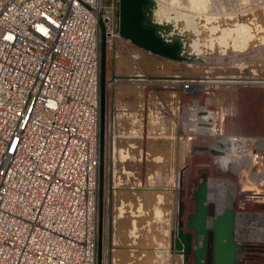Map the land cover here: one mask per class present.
I'll return each mask as SVG.
<instances>
[{"label": "built area", "instance_id": "2783aa9c", "mask_svg": "<svg viewBox=\"0 0 264 264\" xmlns=\"http://www.w3.org/2000/svg\"><path fill=\"white\" fill-rule=\"evenodd\" d=\"M117 3L0 0V264H98L101 40L104 31L114 52L122 39ZM133 58L136 85L169 96L158 105L170 128L159 135L178 155L210 156L217 168L228 156L229 175L259 185L264 137L227 134L208 81L151 77ZM141 121L164 124L155 113ZM114 131L109 116L104 136ZM219 192L208 183L211 208Z\"/></svg>", "mask_w": 264, "mask_h": 264}, {"label": "rangeland", "instance_id": "374dc122", "mask_svg": "<svg viewBox=\"0 0 264 264\" xmlns=\"http://www.w3.org/2000/svg\"><path fill=\"white\" fill-rule=\"evenodd\" d=\"M110 1L102 0L104 4ZM146 4L158 32L165 39L180 38L185 52L180 60L159 57L122 36L114 52L106 48L102 131L109 116L115 131L101 139L104 161L100 172L98 264H154V260L155 264H183L171 255L169 240L180 197L176 180L184 182V202L190 210L195 205L191 195L207 174L209 185L220 191L219 196H211L214 210L217 204L228 208L232 198L236 213H264V177L259 185L241 182L227 173L234 163L228 156H221L219 168L210 156L183 160L165 135H159L170 128V113L158 105L169 96L136 85L133 58L142 55L140 68L151 77L208 81L214 104L227 112L226 133L264 137V0H145ZM118 14L119 0L116 19ZM190 21L198 33L189 27ZM238 24L248 25L253 35L245 51L233 47L236 34L227 39V46L217 42L222 30L235 29ZM213 28L219 30L213 32ZM195 42L200 44L199 60L188 62ZM179 104L183 99L175 101V107ZM153 112L162 116L163 130L157 124V129H152L153 122L150 127L143 125L141 120ZM152 130H156L155 136L147 137ZM147 220H152L151 230L144 228ZM251 220L237 218V239L245 247L238 255L239 264H264V247L248 243L252 239L249 229L264 230V220ZM148 240L153 243L149 254L140 249ZM142 252H147V257L139 261Z\"/></svg>", "mask_w": 264, "mask_h": 264}, {"label": "water", "instance_id": "95a60500", "mask_svg": "<svg viewBox=\"0 0 264 264\" xmlns=\"http://www.w3.org/2000/svg\"><path fill=\"white\" fill-rule=\"evenodd\" d=\"M143 3L145 0L120 1V25L118 27L120 35L131 40L138 48L146 52L167 59L180 60L177 58L179 53L175 46L166 47L156 32L145 30L141 26L139 21L142 17L141 5ZM105 65L106 43L104 31H102V109L106 94ZM101 137L104 138L103 131ZM103 161L102 158L101 168ZM208 183L209 177L203 174L200 184L191 195V200L195 204V212L186 215L184 182L183 180L180 182L177 219L173 220L174 229L169 235L171 255L183 260V264H189L192 259L194 264H239L238 255L245 251V247L239 244L237 239L235 206H230L221 213H213L208 203Z\"/></svg>", "mask_w": 264, "mask_h": 264}, {"label": "bare ground", "instance_id": "6f19581e", "mask_svg": "<svg viewBox=\"0 0 264 264\" xmlns=\"http://www.w3.org/2000/svg\"><path fill=\"white\" fill-rule=\"evenodd\" d=\"M199 3V2H198ZM193 6V5H192ZM202 9V8H201ZM198 10V9H197ZM189 27H192L197 33L199 32V30L197 29V26L195 25L194 22L190 21L189 23ZM219 30V28H213L212 31L213 32H217ZM223 31V32H222ZM221 32L223 33L221 38L218 37L217 42H219L222 45L227 46V39H232L233 35L236 34L237 37H235L233 39L234 41V45L233 47L237 50V51H243L248 43L250 42V40H252L253 35L250 32V27L248 25H240L238 24L236 26L235 29H225L222 30ZM158 37L163 41L164 45L166 47H170V46H175V48L178 49V53L179 55H182L184 52V42L180 39V38H169V39H165L164 37H162L161 33H157ZM216 40V39H215ZM214 43H212L213 45ZM193 50L194 52L191 53L188 57L186 61H192V60H199V56L201 54V49H200V44L198 42H195L193 45ZM245 51V50H244ZM207 85H210V83H207ZM234 164V163H233ZM229 172V171H228ZM264 177V175L260 178H258V181H260L262 178ZM177 185H180V180H176ZM260 184V183H259ZM224 191H221L220 194H223ZM231 202L230 206H234L232 205V198L229 200ZM225 209V205H221V204H217L215 205V211L217 213L222 212ZM236 216L238 218V220H244V219H258V220H264V213H259V214H249V213H236ZM252 221V220H251ZM264 224V223H263ZM249 233L251 236V240H249V244H256L257 246L260 247H264V230H253V228L249 229ZM247 254V253H246Z\"/></svg>", "mask_w": 264, "mask_h": 264}, {"label": "crops", "instance_id": "0c3cea01", "mask_svg": "<svg viewBox=\"0 0 264 264\" xmlns=\"http://www.w3.org/2000/svg\"><path fill=\"white\" fill-rule=\"evenodd\" d=\"M141 55V54H140ZM143 56H145V55H143ZM141 58H142V55H141ZM146 59L148 58V57H145ZM130 71H132V70H130ZM174 210H175V216L177 217V212H178V205L176 204V206H175V208H174ZM137 211H139V208H138V210ZM212 211H213V213H215V210L212 208ZM195 212V205H194V207L190 210V209H188L187 208V210H186V215H190V214H193ZM149 215V214H148ZM143 217V216H142ZM145 217V216H144ZM153 218H154V220H153V223H155V221H156V219H157V213L156 212H154L153 213ZM152 220H147V222H146V225L144 226V228H148L149 230H151L150 228V224L152 223L151 222ZM148 242L149 243H146V244H143V247L142 248H140V249H142V250H144V251H148V254L150 253V250H151V245L153 246V243L151 244V242L148 240ZM152 250H153V247H152ZM155 256H156V253H155ZM147 257V252H142L141 253V256L139 255V261H142L143 260V258H146ZM154 264L156 263V260H154V262H153ZM144 264H146V262H144Z\"/></svg>", "mask_w": 264, "mask_h": 264}, {"label": "flooded vegetation", "instance_id": "af4514ba", "mask_svg": "<svg viewBox=\"0 0 264 264\" xmlns=\"http://www.w3.org/2000/svg\"><path fill=\"white\" fill-rule=\"evenodd\" d=\"M120 1L121 0H119V14H118V18H117V23H118V27H119V25H120ZM150 8V5H148V4H146L145 5V3H143L142 5H141V11H142V17H141V19H140V24H141V26L145 29V30H150V31H153V32H157V33H159L158 32V28L157 27H155V24H154V22H152L150 19H149V17H148V14H147V11H148V9ZM163 37V36H162ZM131 41V40H130ZM132 42V41H131ZM133 43V42H132ZM134 44V43H133ZM135 45V44H134ZM136 47H137V45H135ZM140 49V48H139ZM144 51V50H143ZM185 52V51H184ZM183 52V53H184ZM183 55V54H182ZM182 55H179L177 58H179V59H181V56ZM157 56V55H156ZM160 57V56H159Z\"/></svg>", "mask_w": 264, "mask_h": 264}]
</instances>
